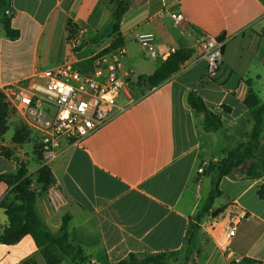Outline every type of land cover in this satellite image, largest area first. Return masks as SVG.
<instances>
[{
    "label": "crops",
    "instance_id": "1",
    "mask_svg": "<svg viewBox=\"0 0 264 264\" xmlns=\"http://www.w3.org/2000/svg\"><path fill=\"white\" fill-rule=\"evenodd\" d=\"M116 8L114 0H5L11 27L20 33L16 40L7 37L0 8L2 83L24 82L38 70L65 63L91 73L94 57L116 37L123 40L125 66L135 71L131 105L121 96L118 107L123 110L107 125L78 146L68 149L62 142V154L50 167L67 204L59 213H49L42 197L38 213L57 234L71 205H80L84 219L71 220L69 234L89 264H115L130 253L164 252L174 253L169 264H238L244 258L264 264V199L258 194L264 175L224 176L213 205L196 220L217 179L210 168L255 125L235 88L245 83L247 95L252 89L264 105V0H133L119 33L100 39ZM180 13L185 19L176 25L171 15ZM148 32L155 34L159 54L151 62L135 54L137 35ZM207 35L224 37L222 65L210 77L195 43ZM177 49L194 54L169 80L140 95L135 81L152 75ZM191 92L213 112L223 110L219 116L229 139L222 131L205 130L203 115L188 105ZM9 121L15 132L24 126L15 113ZM12 139L0 142L9 153L0 150V174L16 173V158L28 165L24 148L32 144L29 138L22 144ZM40 167H27L28 175ZM11 189L0 182V202ZM191 223L197 231L185 252ZM6 224L0 207V232ZM0 264L46 263L26 236L16 245L0 243Z\"/></svg>",
    "mask_w": 264,
    "mask_h": 264
},
{
    "label": "trees",
    "instance_id": "2",
    "mask_svg": "<svg viewBox=\"0 0 264 264\" xmlns=\"http://www.w3.org/2000/svg\"><path fill=\"white\" fill-rule=\"evenodd\" d=\"M117 1V8L108 24L98 35L100 39L109 38L119 33L122 20L133 0ZM0 8L4 11V29L10 40L19 38L20 33L12 29L10 17L5 12V0H0ZM70 38L73 26L68 25ZM223 41L224 37H218ZM118 48H123V40L114 38L111 45L103 53H110ZM194 50L177 49L161 63L156 71L147 77L135 81V87H145L149 91L169 80L178 73L182 67L192 58ZM187 102L190 108L204 117L206 131L225 133L224 124L219 115L210 110L201 96L195 92L188 94ZM254 119L255 125L251 133L244 135V140L231 151H225L224 159L210 168L216 172L217 179L214 181V189L210 198L196 217L200 221L201 216L208 212L215 198L219 195V181L224 176L234 177L235 174H244L249 178H259L264 175V105L260 104L257 94L251 89L244 100ZM14 114L5 96L0 92V142L8 131L9 117ZM29 132L26 128L17 130L13 136L14 144H22L28 139ZM226 134V133H225ZM226 139H229L226 134ZM42 160L41 147H38ZM0 150L8 156V149L0 143ZM19 169L16 173L0 174V182L12 187L9 194L0 202V207L7 217V224L0 232V243L8 246L16 245L24 237L30 236L39 249L46 264H89L83 255V250L75 244L69 234L71 220L81 221L84 219L83 209L80 205L72 204L69 211L63 216L59 232L53 233L46 225L37 210L38 200L44 197L55 183L54 173L49 166L40 167L34 175H28L27 165L16 158ZM243 163H249L247 169L240 171ZM259 197L264 199V185L259 191ZM222 210L220 211V213ZM217 214V213H216ZM197 231V225L191 223L184 239V249L188 252L191 241ZM173 252L158 254L130 253L127 257L115 264H169L173 258ZM255 260L244 258L238 264H254ZM236 264V263H231Z\"/></svg>",
    "mask_w": 264,
    "mask_h": 264
},
{
    "label": "built area",
    "instance_id": "3",
    "mask_svg": "<svg viewBox=\"0 0 264 264\" xmlns=\"http://www.w3.org/2000/svg\"><path fill=\"white\" fill-rule=\"evenodd\" d=\"M9 15V11H6ZM176 25L184 21L183 14L171 15ZM155 34L137 35V42L148 55L159 57ZM207 61L206 76L214 75L222 65L224 42L218 37L203 36L195 41ZM72 45L77 47L76 39ZM125 50L118 48L94 57V70L84 73L76 64L65 63L54 68L38 70L24 82L2 83L0 92L5 96L15 114L19 115L29 130H34L42 152L41 167L51 166L65 148L82 144L85 139L107 125L123 108L118 100L125 96L127 105L134 102L132 85L135 71L125 66ZM234 95L244 101L245 83L240 82ZM223 112L215 109L216 114ZM204 168L199 169L203 173ZM49 213H59L67 200L62 190L54 184L44 197ZM234 228V227H233ZM90 264H97L94 260Z\"/></svg>",
    "mask_w": 264,
    "mask_h": 264
},
{
    "label": "rangeland",
    "instance_id": "4",
    "mask_svg": "<svg viewBox=\"0 0 264 264\" xmlns=\"http://www.w3.org/2000/svg\"><path fill=\"white\" fill-rule=\"evenodd\" d=\"M135 54L137 56H139V57H142V58L148 60L149 62H151V60L153 59V58H151L148 55V53L146 52V50L143 49V48H141L140 46H138L136 48ZM137 89H139V94L146 91L145 90V87L144 88L143 87H139ZM137 89H136V92H138ZM140 95H142V94H140ZM261 97H262V99L264 98V89L263 90L261 89ZM8 125H9V129H8L7 133L3 137L6 141L11 140L12 137H13V135H14V133H15V128H14V125L11 123V121H9V124ZM22 128H26L25 125ZM27 131L29 132L28 138H29V140H30V142L32 144L31 145H28L27 147H25L24 148V151L28 154L27 155V161H28L27 167L29 168V170H32L35 167H37V165L39 163H41L42 160L40 158V152H39V149H38V147L40 145H39V139H38V136H37L36 132L34 130H29V129H27Z\"/></svg>",
    "mask_w": 264,
    "mask_h": 264
},
{
    "label": "water",
    "instance_id": "5",
    "mask_svg": "<svg viewBox=\"0 0 264 264\" xmlns=\"http://www.w3.org/2000/svg\"><path fill=\"white\" fill-rule=\"evenodd\" d=\"M248 166H249L248 163H243V164L239 167V169H246Z\"/></svg>",
    "mask_w": 264,
    "mask_h": 264
}]
</instances>
